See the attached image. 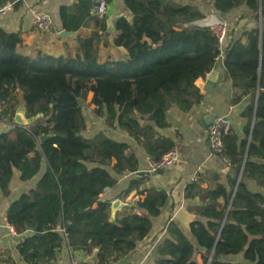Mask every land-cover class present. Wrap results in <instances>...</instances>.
<instances>
[{
  "label": "trees",
  "instance_id": "trees-1",
  "mask_svg": "<svg viewBox=\"0 0 264 264\" xmlns=\"http://www.w3.org/2000/svg\"><path fill=\"white\" fill-rule=\"evenodd\" d=\"M123 3L132 17L116 20L114 43L128 51L129 60L114 64L99 62L98 32L78 36L79 56L31 59L17 52L22 34L0 28V121L13 124L0 133V194L10 195L16 171L21 182H29L46 165L35 187L6 212L26 264H56L64 246L94 253L96 264L117 263L150 234L153 218L168 202L167 192L141 190L142 181L131 179L140 164L127 142L104 131L93 138L84 135L83 103L94 93V115L105 118L107 127H118L158 162L176 146L161 133L169 127L168 112L176 108L189 113L203 102L196 81L217 63L221 44L206 21L207 12L195 0ZM93 4L80 0L62 7L59 28L77 32L94 22L105 29L92 13ZM213 5L217 14L226 15L221 22L243 8L236 24L248 19L252 25L223 45L224 67L233 82L232 103L250 101L240 115L245 138L240 140L233 128L224 135V155L233 175L227 183L215 176L206 189L197 183L187 188V199L200 198L201 204L190 209L204 221L190 224L194 241L170 222L157 247V264H264V195L246 183L264 189V0H214ZM21 104L28 118L40 116L29 127L14 122ZM43 136L49 138L42 141ZM122 180L118 199L125 201L134 192L146 193V198L123 208L113 222V200L103 196L107 188L118 189ZM11 261V252L0 250V264Z\"/></svg>",
  "mask_w": 264,
  "mask_h": 264
},
{
  "label": "crops",
  "instance_id": "crops-1",
  "mask_svg": "<svg viewBox=\"0 0 264 264\" xmlns=\"http://www.w3.org/2000/svg\"><path fill=\"white\" fill-rule=\"evenodd\" d=\"M80 0H20L15 5L13 12L0 18V28L8 32H20L24 39L23 44L17 47V52L31 59H36L40 56L64 57L79 56L80 49L77 42L78 36L89 38L94 32H98L100 40L98 43L100 63H116L118 61L129 60V53L123 47H117L114 40L117 36L115 30L116 20L119 17L125 16L131 19V13L126 9L123 0H112L108 2L107 15L104 20H100L101 24L105 25V29L101 26H96L91 22L89 26L81 28L76 32L74 37L62 38L58 30L61 28L58 25L59 11L62 7H71L79 3ZM201 4L207 12L208 25H216L221 23L223 19L214 9V0H195ZM97 2V0H94ZM48 12L55 19L54 28L50 33L42 34L38 32L34 26V17L37 14ZM245 12V9H239L231 13L226 22L229 24V34L224 41L227 47L241 31L246 28H251V22L245 19L240 24H236L237 19ZM233 29V30H232ZM224 46V47H225ZM212 72L223 73L221 81H217L213 88L205 91V86L209 75ZM196 86L205 95L201 104L193 107L189 113H181L176 108L171 109L167 114L169 127L161 133L166 137L171 138L175 142V148L179 152V162L175 169L171 171L152 172L149 165V156L137 146L136 142L126 133L122 132L118 127L109 128L105 118H99L94 115L93 110L95 105L92 104L94 93H89L87 100L84 102L88 107L83 105V115L87 123V132L84 135L88 138L95 137L101 131H104L109 137L127 142L133 150L137 152L139 158V171L147 172L143 176H138L136 173L131 175L132 178L140 179L143 183L141 190L156 188L160 191L167 192L169 198L167 204L162 208L161 215L153 218V228L150 234L141 241L135 251L113 264H157L159 255L157 253L158 245L164 240L167 235V226L170 222H175L179 228L192 240L190 224L195 220H202L191 211V207L201 204L199 197L193 199L186 198L187 188L191 186V178L198 167L205 168L206 173L201 178L200 184L206 189L209 185L214 184L215 176L220 175L221 180L227 183V177L232 176L234 171L228 164L224 163L218 156L210 154L207 148V129L213 119L217 116H225L231 120L232 128L239 136L240 140L245 138L244 127L245 123L241 120V113L250 102L244 99L239 104H233V82L229 79L224 67V60H218L217 63L209 67L205 73L201 74L196 81ZM13 124L8 121H0V133L8 132L12 129ZM115 163V161H113ZM46 165L43 164L41 173L45 172ZM39 177L29 181L21 182L20 173L15 172L11 183L10 195L4 197L0 194V250L10 251L12 264H26L22 261L17 246L20 242L18 235H12L9 230V225L6 219V212L11 203L17 200L23 193L35 187ZM247 186L252 191L260 192L264 195V189L256 186L255 182L247 181ZM124 180L121 181L118 189L109 191L103 196L104 199H112L113 202L118 198L119 192L124 188ZM146 198L144 195L132 193L123 202V207L118 211L121 212L126 206H135L137 201H143ZM74 260L81 264H96L95 254L86 255L81 251L71 250L64 246L58 254L57 263L72 264ZM201 263V257H198ZM5 264V263H3Z\"/></svg>",
  "mask_w": 264,
  "mask_h": 264
},
{
  "label": "built area",
  "instance_id": "built-area-1",
  "mask_svg": "<svg viewBox=\"0 0 264 264\" xmlns=\"http://www.w3.org/2000/svg\"><path fill=\"white\" fill-rule=\"evenodd\" d=\"M20 0H8L4 4H0V18L11 13L15 9V5ZM108 10V1L107 0H97V9L93 13L100 20H104L107 15ZM54 17L51 13L43 12L37 14L34 17L33 26L34 28L42 33L47 34L52 31L54 28ZM229 24L226 21H223L219 24L212 25L211 30L218 38L219 43L221 44V55L219 60H224L225 56V47L224 41L226 39L227 31ZM60 33L58 30L56 34ZM232 129L231 120L225 116H217L213 119L211 124L207 129V148L211 155L218 156L221 160L229 164V159L224 155V135L228 134ZM179 162V152L176 148H173L167 152L160 161L154 162L149 158V165L152 172L162 171H171L175 169L177 163ZM206 170L204 167L200 166L195 171L194 175L191 178L192 183H200L201 178L205 175ZM9 230L12 235H17L15 229L9 225ZM82 252V251H81ZM58 262V261H57ZM56 264H61L57 263ZM72 264H81L79 261L74 260Z\"/></svg>",
  "mask_w": 264,
  "mask_h": 264
},
{
  "label": "water",
  "instance_id": "water-1",
  "mask_svg": "<svg viewBox=\"0 0 264 264\" xmlns=\"http://www.w3.org/2000/svg\"><path fill=\"white\" fill-rule=\"evenodd\" d=\"M260 2H261V1H260ZM96 9H97V2H94V4H93V9H92V13H94V12L96 11ZM218 14H219V13H218ZM261 14H262V8H260V20L262 19V18H261ZM220 16H221L222 18H225V17H226L225 14H221ZM59 36L62 37V38H65V37H74V36H76V32L67 31V30H61V32L59 33ZM260 47L262 48V33H261V37H260ZM223 75H224L223 73L212 72V73L209 75L208 79H207L206 86H205V91L207 92V91L211 90V88H213V86L215 85V83H216L217 81H221V80H222ZM39 117H40V116H37V117H35V118H28V116H27V112H26V107H25L24 104H21V105L19 106V108L17 109V111H16V115H15V118H14V122H15L16 124L20 125V126L29 127V126H30V125H31L36 119H38ZM228 119H229V118H228ZM251 137H252V132H251V136H250L249 142L251 141ZM48 138H49V136H43V137L41 138V140H42V141H45V140L48 139ZM246 160H247V156H246V158H245V162H246ZM245 162H244V165H245ZM244 165H243V167H242V171H241V174H240L239 179H238V183H237V186H236V189H235V193H236V191H237V189H238V187H239V183H240L241 178H242ZM158 172H159V173H162L163 171L160 170V171H158ZM146 173H147V172L138 171L136 174H137L138 176H143V175H145ZM109 191H110V189L107 188V189L105 190V193H107V192H109ZM234 195H235V194H234ZM233 198H234V197H233ZM232 203H233V199H232V201H231V203H230V206H229V209H228V211H227V213H226L224 223H225L226 220H227V217H228V214H229V210H230V207H231ZM121 207H123V202H122L121 200H119V199H117L116 201H114V202L112 203V207H111V218H112V221H113V222L116 221L117 213H118V211H119V209H120ZM60 228H61V223H60V221H59V223H58V229H60Z\"/></svg>",
  "mask_w": 264,
  "mask_h": 264
},
{
  "label": "rangeland",
  "instance_id": "rangeland-1",
  "mask_svg": "<svg viewBox=\"0 0 264 264\" xmlns=\"http://www.w3.org/2000/svg\"><path fill=\"white\" fill-rule=\"evenodd\" d=\"M83 105H84L85 107H88L85 103H83Z\"/></svg>",
  "mask_w": 264,
  "mask_h": 264
}]
</instances>
